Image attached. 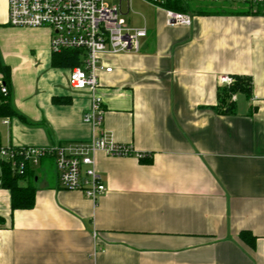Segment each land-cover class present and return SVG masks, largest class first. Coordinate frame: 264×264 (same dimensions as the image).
I'll use <instances>...</instances> for the list:
<instances>
[{
  "label": "crops",
  "instance_id": "0c3cea01",
  "mask_svg": "<svg viewBox=\"0 0 264 264\" xmlns=\"http://www.w3.org/2000/svg\"><path fill=\"white\" fill-rule=\"evenodd\" d=\"M117 5L146 36L137 53L100 56L112 69L98 73L102 134L144 157L96 152L106 192L95 203L62 189L50 158L32 167V208L11 212L0 187V264H264V14L192 2L191 23L172 26L147 0ZM2 33L21 42L19 54L0 45V60L22 118L0 115V147L87 142L88 100L68 86L73 66L59 65L50 31L9 28L0 0ZM235 76L251 93L221 110L220 79Z\"/></svg>",
  "mask_w": 264,
  "mask_h": 264
},
{
  "label": "built area",
  "instance_id": "2783aa9c",
  "mask_svg": "<svg viewBox=\"0 0 264 264\" xmlns=\"http://www.w3.org/2000/svg\"><path fill=\"white\" fill-rule=\"evenodd\" d=\"M7 24L14 28H46L50 31L49 48L53 54L77 51L79 61L67 77L68 86L84 92L88 106L82 121L91 135L85 143L52 147H0V165H10L22 174L27 167H36L41 160L52 159L62 189L80 192L95 203L106 188L95 170L94 154L104 152L111 157L136 156L129 146L117 145L102 134L104 103L98 73H110L100 61L102 55L137 53L139 41L146 36L145 28H130L122 17L120 7L108 0H6ZM130 1V0H118ZM164 11L168 25L188 26L189 13L164 7L166 0H147ZM244 3L262 7L264 0H211ZM231 78L222 77L220 84L228 85ZM7 87L0 80V101L7 96Z\"/></svg>",
  "mask_w": 264,
  "mask_h": 264
},
{
  "label": "trees",
  "instance_id": "16d2710c",
  "mask_svg": "<svg viewBox=\"0 0 264 264\" xmlns=\"http://www.w3.org/2000/svg\"><path fill=\"white\" fill-rule=\"evenodd\" d=\"M214 2L211 0H166L164 7L178 11L187 12L190 3L192 2ZM241 6L235 14H264L262 7L252 6L244 3H231ZM57 57L58 63L61 67H72L78 64L77 51H64ZM9 79L10 69L7 65L0 60V80L7 87V96L0 101V115L6 117H18L19 116L13 109H11L8 101L9 97ZM249 77L235 76L232 78V82L226 86L219 88L218 95V108L230 110L232 101V95L238 92L245 93L249 97L251 93V83ZM35 173L32 167H27L25 171L20 174L12 170L10 165H0V187L7 190L10 195V208L11 212L15 210H27L32 208L34 204L35 188H34ZM4 225V219L0 217V229ZM241 238L246 240L247 236L242 234ZM248 241V240H247Z\"/></svg>",
  "mask_w": 264,
  "mask_h": 264
},
{
  "label": "rangeland",
  "instance_id": "374dc122",
  "mask_svg": "<svg viewBox=\"0 0 264 264\" xmlns=\"http://www.w3.org/2000/svg\"><path fill=\"white\" fill-rule=\"evenodd\" d=\"M108 2L110 4H115V5L118 4V0H108ZM121 6H122V9H123L124 6H125V3H122ZM133 8H135V4L132 5V10H133ZM8 27L12 28L10 26H8ZM30 31L26 32V33H30V34H34L35 33V32H30ZM2 34H5V35H0V45L2 46V49L4 50V53L19 54L20 53L19 50L21 48V42H20V40H17L18 37L12 35V33H8V34L7 33H2ZM32 41H34L33 38L26 39L23 44L31 46L33 44Z\"/></svg>",
  "mask_w": 264,
  "mask_h": 264
}]
</instances>
